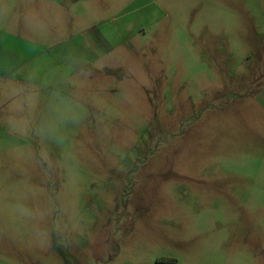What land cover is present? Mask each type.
Instances as JSON below:
<instances>
[{
	"label": "rangeland",
	"instance_id": "374dc122",
	"mask_svg": "<svg viewBox=\"0 0 264 264\" xmlns=\"http://www.w3.org/2000/svg\"><path fill=\"white\" fill-rule=\"evenodd\" d=\"M137 8L0 74V264H264V0Z\"/></svg>",
	"mask_w": 264,
	"mask_h": 264
},
{
	"label": "crops",
	"instance_id": "0c3cea01",
	"mask_svg": "<svg viewBox=\"0 0 264 264\" xmlns=\"http://www.w3.org/2000/svg\"><path fill=\"white\" fill-rule=\"evenodd\" d=\"M122 0H0V35L9 37V42L0 46L2 54L0 58V74L12 73L20 76L18 78L23 83H46L48 81V63L42 57L46 51V42L49 39L54 45L62 48L61 36L65 33L77 35L80 21L88 19L97 11L103 17L109 13L112 16L122 14L125 10L130 14V20L110 25L103 28V35H120L127 30L128 25L134 19L138 10L139 19L144 16L148 18L149 10L143 12L139 10L142 0H131L123 7ZM150 2L151 0H145ZM98 4L97 8L85 7L80 4ZM111 4V5H110ZM114 5V6H113ZM122 7V8H121ZM127 8V10H126ZM123 11V12H122ZM145 14V15H144ZM7 30V32H5ZM87 28L84 33L89 38L83 44L77 41L66 45L67 56L74 61H95L96 48L105 52L100 41H95L92 37L100 31ZM107 48V47H106ZM109 48V47H108ZM107 48V49H108ZM53 49V48H52ZM54 66L60 63H51ZM57 67V66H56ZM55 74L49 76V84L54 82ZM16 80V79H15Z\"/></svg>",
	"mask_w": 264,
	"mask_h": 264
}]
</instances>
